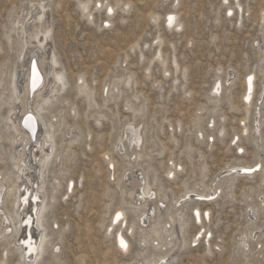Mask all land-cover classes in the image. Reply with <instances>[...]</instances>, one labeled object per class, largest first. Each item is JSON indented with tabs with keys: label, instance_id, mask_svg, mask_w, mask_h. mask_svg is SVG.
Wrapping results in <instances>:
<instances>
[{
	"label": "rangeland",
	"instance_id": "374dc122",
	"mask_svg": "<svg viewBox=\"0 0 264 264\" xmlns=\"http://www.w3.org/2000/svg\"><path fill=\"white\" fill-rule=\"evenodd\" d=\"M79 1L83 0L44 2L46 20L52 26L47 44L54 48L61 61L58 67L66 70L68 97L78 111L76 116L72 111L68 115L66 106L65 119L68 124L80 126L84 136L71 140L70 156L63 153L60 168L50 167L53 171L46 176L47 195L51 193L53 175L60 184L54 191L53 205L46 211L50 241L58 240L59 248L54 251L49 246L38 264H126L135 258L140 224L136 223L131 235L125 223L121 226L123 235L130 240L126 253L115 245L119 223L111 229L109 226L119 205L125 207L128 222L137 219L140 213L137 206L128 202L129 190L122 178L128 170L146 172L147 177L156 175L162 191L170 193L168 201L171 202L178 199L185 187H194L199 181L211 184L218 174L225 175L230 163L252 162L255 153L259 154L263 168L252 179L238 178L232 187V196H225L223 191L228 189L223 190L222 186L210 203L197 202L201 213L210 210L209 221L203 218L196 224L190 216L192 202L186 203L189 206L185 204L184 211L190 217L183 237L188 239V244L178 249L176 241L174 259L167 263L264 264V206L254 219L252 212L259 206L260 196H264V185L259 183V178L264 177L262 96L260 141L257 143L252 135L255 103L262 92L259 79L248 108L242 98L244 75L258 74L262 58L257 40L264 26V0H120L129 2L124 5L128 10L124 12L115 7L113 21L107 29L98 27L105 18L104 8L94 9V22H89L79 9ZM108 1L114 4L116 0ZM37 2L0 0V70L16 62L14 39L9 43L5 38L12 18L22 7L32 11L31 4ZM168 12L177 15L181 24L178 30L175 25L166 26ZM157 52L164 61L153 59ZM231 69L236 70L237 76L229 83L226 75ZM80 73L106 114L98 125L93 116L86 118V114L92 115V110L87 109L85 98L75 95L74 83ZM125 73L132 75L130 90L119 82L118 90L110 85L112 90H106L104 96L106 82ZM216 79L221 82V90L218 100L213 101L210 92ZM105 97L107 101H103ZM127 102L135 112L126 108ZM6 107L0 105V113H5ZM128 124H142V142L140 148H134L142 154L137 160L120 149L123 137L118 141L119 147H113L115 138L123 136ZM220 127L224 128L222 136L218 135ZM244 127L246 134H242ZM152 140L156 148H152ZM58 141L56 138L57 147L61 145ZM0 142L7 147L6 141ZM104 156L114 157L112 170ZM170 166L175 168V175L167 179ZM68 179L72 180L74 190L66 194ZM203 228L198 243H190ZM206 231L211 232L210 248L206 239L203 240ZM252 231L254 236L260 235L256 240H249L248 246L239 248L237 239ZM14 239L17 241L18 235ZM158 247L150 242L146 253L158 254L165 250ZM1 249L0 245V252ZM14 252L8 253L7 264H16L18 252Z\"/></svg>",
	"mask_w": 264,
	"mask_h": 264
},
{
	"label": "bare ground",
	"instance_id": "6f19581e",
	"mask_svg": "<svg viewBox=\"0 0 264 264\" xmlns=\"http://www.w3.org/2000/svg\"><path fill=\"white\" fill-rule=\"evenodd\" d=\"M45 1L47 0H38L36 4L32 3V7L34 6L32 11H26V8L22 7L14 17L12 16L11 28L5 33V38L9 43L12 42V38L14 39L16 62L11 67H4L0 70V105L7 106L5 113H0V141L7 142V147L1 146L2 143L0 142V245L2 246L0 264H7L6 257L13 253L14 249L15 252H18L16 264H38L42 262L43 254L49 246L54 251L58 250L59 241L57 240L55 243L50 241L51 233L48 232L46 211L53 205L51 200L54 199V191L60 184L57 177L53 175L51 178V193L47 195L45 189L46 176L53 171L50 167L60 168L63 153L69 154V150L72 149L73 142L71 140L76 141L84 136L80 126L68 124L65 119L66 106L69 109L68 115L72 111V114L76 116L78 111L76 104L68 97L69 81L66 70L64 67H58L61 61L59 62L60 59H58L54 48L47 44L52 36V26L50 22L48 23L49 19L46 20ZM128 3L120 0H116L114 4L108 0H96L94 2L93 0H83L79 1L78 5L82 15L89 22H94V9L104 8L105 18L98 27L107 29L113 21L112 16L115 7H119L126 12L128 6L124 8V5ZM228 11L232 12V10ZM169 17H173L171 24L169 23ZM262 18H264V12H262ZM165 22L168 28L175 25L176 30H178V27L181 26L175 12H168ZM155 42H158V38ZM257 46L262 53V58H260L258 64V74L248 72L244 75L242 98L246 108H248L253 102L252 97L255 93L256 79H259L262 92L255 103L256 110L252 126V135L258 143L262 122L260 109L262 101L259 100L261 96L264 97V26L257 40ZM153 59L165 60L160 52H157ZM32 63L36 73L32 72ZM172 63L176 66V62ZM82 74L80 73L76 77L74 83L75 95L85 98L87 109L92 110L90 111L92 115L86 114V118L93 116L95 124L98 125L101 118L106 117V114L101 110V105L98 104L96 97L93 95L92 87ZM236 76V70L231 69L226 75V82H233ZM37 77L40 81H37ZM132 80V75L125 73L111 82H106L104 96H106V90L108 91L110 85L114 90H118L119 82H122L130 90ZM220 90L221 82L216 79V84L210 92L211 97L214 98L213 101L218 100ZM107 100V97L103 99V101ZM134 100H138V98H134ZM125 106L127 109H131L132 112L136 111L129 102ZM137 110H140V108ZM200 111H204V108ZM85 112L86 110L83 112L84 115ZM213 122L214 120L210 118V123ZM241 124H244V122H241ZM141 126L142 124L140 126L128 124L124 127L123 136L116 137L113 142L114 149L119 147L118 141L123 137L124 141L121 142L120 147L122 152H125L129 157H135L136 160L140 159L142 154L136 152L134 148L136 147V150L140 148V142H142L143 132L141 136ZM246 132L247 128L244 127L242 134H246ZM223 133L224 128L220 127L218 135L222 136ZM56 138L61 143L59 147H57ZM256 142L254 143L256 144ZM156 147V142L152 140V148ZM129 149L131 150L129 151ZM254 155L256 156L252 162H246L243 165L239 162L228 164L227 169L224 171L225 175L220 176L218 174L211 184H204L199 181L203 184L198 182L189 189L185 187L184 192L181 193L178 199L171 202L168 201L170 193L162 191L163 188L158 184L156 175L147 177L146 172L128 170L122 176L125 181L124 184L128 186L127 190H129L130 200L128 202L133 206H137L136 208L137 210L140 209V213H138L137 219L135 218L136 221L132 219L128 222L125 207L119 205L113 213L109 225L111 229L119 223L118 231L114 237L115 245L122 253H126L130 249V240L123 235L121 226H124L125 223L128 234L131 235L134 232L136 223L140 224V232L136 240L137 252L135 258L126 264H168L169 260L174 259L173 252L177 247L174 250L173 247L176 241H178V249L188 244V239L183 237V234L189 217L191 216L196 224H200L203 218H206V220L209 218L210 210L206 209L205 212L201 213L198 206L200 202H197L206 200L210 203V200L218 194L219 189L222 190V186H224L223 190L228 189L223 191V194L232 196V187L238 178L243 180L252 179L256 171L263 168L259 160V154L255 153ZM104 158H108V166L112 170L114 157L104 156ZM237 164H240V166L235 168ZM220 173L223 172L220 171ZM174 175L175 168L170 166L167 170V179H172ZM110 180H112V174H110ZM259 183L262 186L264 185V177L259 178ZM72 190H74L73 182L68 179L66 194L72 192ZM188 202H192V206L189 208L191 211L190 216L186 215L184 211L186 205L189 206L186 204ZM263 206L264 196H260L259 206L256 209L253 208L252 211L253 219ZM117 213H120L119 218H117ZM202 232H204V228L203 231L198 230L190 243H198ZM253 233V231L249 235L240 233L242 235L237 239V246L239 248L246 247L249 245V240H256V236L260 234L254 236ZM16 235H18L17 241L14 239ZM210 236V231H206L203 236V240L206 239L207 248H210ZM121 240L124 241V247L121 246ZM150 242L155 246L164 247L165 250L158 254L146 253Z\"/></svg>",
	"mask_w": 264,
	"mask_h": 264
},
{
	"label": "snow or ice",
	"instance_id": "6c2138e0",
	"mask_svg": "<svg viewBox=\"0 0 264 264\" xmlns=\"http://www.w3.org/2000/svg\"><path fill=\"white\" fill-rule=\"evenodd\" d=\"M109 11H111V10H109ZM172 20H173V17H169V23L171 24V22H172ZM120 217V213H117V218H119ZM121 246L122 247H124L125 246V244H124V241L123 240H121Z\"/></svg>",
	"mask_w": 264,
	"mask_h": 264
},
{
	"label": "water",
	"instance_id": "95a60500",
	"mask_svg": "<svg viewBox=\"0 0 264 264\" xmlns=\"http://www.w3.org/2000/svg\"><path fill=\"white\" fill-rule=\"evenodd\" d=\"M35 72L36 73V71H35V69L33 68V63H32V72ZM39 80V78L37 77V81ZM32 126V125H31Z\"/></svg>",
	"mask_w": 264,
	"mask_h": 264
}]
</instances>
